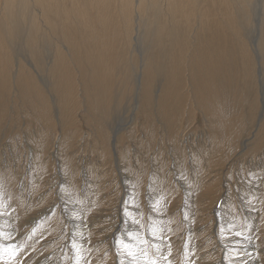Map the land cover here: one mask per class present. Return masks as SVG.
<instances>
[{
	"label": "rangeland",
	"instance_id": "374dc122",
	"mask_svg": "<svg viewBox=\"0 0 264 264\" xmlns=\"http://www.w3.org/2000/svg\"><path fill=\"white\" fill-rule=\"evenodd\" d=\"M158 1L172 26L168 2ZM6 2L0 0V264H264V67L260 74L253 56L264 0H250L246 10L242 0H193L188 9L200 33L194 53L186 11L174 52L170 45L153 49L152 10L146 27L135 14L130 57L122 49L119 0H106L104 9L99 0H67L75 21L70 43L60 19L50 16L51 30L32 1L40 30L31 41L29 21H13L22 19L20 6L7 15ZM82 7L106 36L115 35L121 62L136 68L132 100L126 74H108L105 85L93 79ZM98 11L110 24H99ZM218 22L227 40L221 48ZM56 50L78 86L70 97L54 74ZM149 60L156 73L145 102ZM127 85L117 108L113 90L122 94ZM33 145L43 152L39 159Z\"/></svg>",
	"mask_w": 264,
	"mask_h": 264
},
{
	"label": "bare ground",
	"instance_id": "6f19581e",
	"mask_svg": "<svg viewBox=\"0 0 264 264\" xmlns=\"http://www.w3.org/2000/svg\"><path fill=\"white\" fill-rule=\"evenodd\" d=\"M31 1H32V5H34L36 8L35 14L40 12L41 15H38V17L42 16V20L45 21V23L47 24V26L49 28H51V30H53V28H54V30L56 29L55 28L56 21H54L52 19V17H50V16H54V17L60 19V21L65 25V28H63L62 33H64V36L66 37L67 42L70 43L69 42L70 37H68V31L70 30L71 25H73L71 23V21H74V20H73V15H72V9L70 7L67 8L68 6L65 5V3H67V0H59V1L58 0H19L17 3L16 2L14 3L13 0H7V2L5 4V6H6L5 12L7 15L8 14L12 15L13 9L14 8L17 9L20 6V13H21L22 19L16 15L15 20H13V19H11V20H13L14 22H18L17 25L20 27L22 26V24H24L23 22L26 23V21H29L28 27H29V30L31 31V34L28 38H31V41H36L35 35L39 32L40 28L38 25L39 21L37 20L38 17L35 16V14L33 13L34 11L32 12V10H30L31 9V5H30ZM99 1L102 5L101 8H103V9L106 8V3H105L106 0H99ZM150 1L152 2L151 6L148 4V2L146 0H119V3H121L120 7H122V8H120V12H122V17L125 19L126 39H125L124 45L122 46L123 51H125L127 54H129V57H130L131 52H132L131 51V47H132L131 45H132V41H133L132 36L134 33V25H135V20L133 19V16L135 14H137L138 18H140L142 20L144 27H146L147 26V20H150L148 18V12L152 10V12H153L152 25H153V36H154L153 37V44H154L153 49L159 50L160 48L168 47L169 45H170L171 50L174 49V46L177 44V42L175 40L180 41V39H179L180 37L177 34V32H178V26H177L178 23L177 22H179V24H183V19L181 17V14L186 11L188 16H186L187 17V23H186V27H185V32L189 33L188 34L189 39L193 42L191 44L189 50L192 51L191 53H194L196 50L194 47V42H197L199 40L200 33H199V31H195V29L193 27L195 23H194V19L192 18V16H194V15L191 16V9L190 8L188 9V7H190L191 3H192V5H194L195 1L192 2L193 0H188L189 2H187V5H180L179 8L174 9L172 7L173 4H171L172 0L171 1L166 0L168 2L167 6H168L169 17H171V19H172V26H170V27L166 23L165 14L163 13V9L161 7L160 1H158V0H150ZM92 2H94V1H92ZM242 3L244 4V9L246 10V7L250 5V0H242ZM73 4H75V10L78 9L80 6L79 4H76L74 1H73ZM195 4H196V2H195ZM38 5H39L40 10L38 9ZM101 12L98 11L97 20H98L99 24L102 27H104L107 24V22H109V24H110L111 19L109 18L108 14H102ZM78 13H79V19L81 20V24L85 27V36L86 37H84V40H85L84 42H86V45L89 46L86 48V53L88 54L87 62H88V64H90L93 67V69H95L93 79H98L103 85H105V78H107L108 74H113L114 76L126 74V76H127L126 83L132 82V85H133V88L131 89V94H129L126 98L129 100H132L134 97L135 89H136L135 85L133 84V81H132V71H135L136 68L130 67V64L128 62H126L127 59L123 58L124 61L121 62L120 56L118 55V50L113 47V44L116 42L115 35L110 33L109 36H106L104 33L105 29L104 30L98 29L95 22H92L90 20V18H88V15L85 14L83 7L79 10ZM176 14H177V17H179L178 21H177ZM164 19H165V22H164ZM220 29H221V24H220V22H218V24L214 27V31H215L214 38L217 41L218 46L221 48L222 41L224 40L227 42V40H226L225 36H223V34L219 31ZM55 31H57V29ZM260 31H261L260 37L255 42L254 47H253L254 48L253 56L255 59L257 56V60H258L257 64L258 65L256 63H254V64H255V67L257 69H259V71H260L259 73L261 74V71L263 70V67H264V21L262 23ZM211 37H212V35H211ZM222 38H224V39H222ZM105 40H108L110 42V44L109 45H107V44L103 45L102 42H104ZM172 40H173V43H172ZM187 41H189V40L186 39L185 42L187 43ZM93 44H96V47L94 49L91 47V45H93ZM199 44H200V42H199ZM199 44H198V47H199ZM173 52H174V50H173ZM56 53H57V55H56L57 59L55 61L54 68H53L54 74L58 78L57 82H58L59 86L64 87V91H65L64 95L66 97H70L72 95L73 91L76 90V88L78 86L77 87L75 86L74 81H73L74 79L72 81H70L72 72L70 70L68 72L63 70L64 63H63L62 57H63L64 53H62L61 50H59V51L56 50ZM216 53H217V61H218L219 54H218V51L215 50V55H216ZM255 53H256V56H255ZM187 57H189V56H187ZM187 57L185 56L184 59H186ZM257 66H259V67H257ZM31 67H33V66H31ZM145 67H147V69L143 71V78H145V82H144V85L142 88V96L141 97L146 102V101H148L146 98V94H147L146 90L150 86L149 78L151 79L152 83L154 82V76L156 73V70H155L156 69V62L149 60L145 63ZM171 70L175 73L176 72L175 66H173L171 68ZM35 71L37 72V70H35ZM115 71H116V73H115ZM12 73H14V72H12ZM37 73H39V72H37ZM4 75H6V74H4ZM30 75H31V71H30ZM254 78H255V76H254ZM257 79H258V76H257ZM116 89L113 90L112 97L115 101H117V108H120L124 102L123 101L124 95L128 91V90H126V89H128V85L125 86L124 88H122V94H121V91L116 90ZM73 103H78L76 101V93H74V95H73L72 105H73ZM110 108H111V106L109 104L108 109H110ZM74 110H71V108H70L68 115H71V116L67 117V118L71 119V121L74 119V116L76 115ZM70 111H71V113H70ZM104 115L105 114H103L102 116H104ZM147 115H148V113H147ZM261 130L259 128L258 133L254 135L255 138L257 137L256 138L257 144L259 142L262 143L261 142V136H260ZM259 131H260V133H259ZM119 143H120V140L118 141V145H119ZM33 146L35 149V151H34L35 156L37 159H39L40 155L43 152H42L41 148H38V145H33ZM116 150H118L116 156L119 158L120 161H124L125 156H123L122 151L119 150L117 147H116ZM106 151L107 152L105 153V155L106 154L112 155L111 150H109V148ZM223 176H224V174H223Z\"/></svg>",
	"mask_w": 264,
	"mask_h": 264
},
{
	"label": "snow or ice",
	"instance_id": "6c2138e0",
	"mask_svg": "<svg viewBox=\"0 0 264 264\" xmlns=\"http://www.w3.org/2000/svg\"><path fill=\"white\" fill-rule=\"evenodd\" d=\"M125 248L127 249V245H125ZM128 255H129V256L133 255L132 252H131L130 250L128 251Z\"/></svg>",
	"mask_w": 264,
	"mask_h": 264
}]
</instances>
